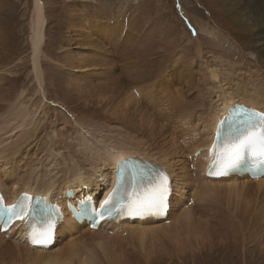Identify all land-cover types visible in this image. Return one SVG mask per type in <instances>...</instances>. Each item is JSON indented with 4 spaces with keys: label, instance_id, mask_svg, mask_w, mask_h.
I'll use <instances>...</instances> for the list:
<instances>
[{
    "label": "bare ground",
    "instance_id": "obj_1",
    "mask_svg": "<svg viewBox=\"0 0 264 264\" xmlns=\"http://www.w3.org/2000/svg\"><path fill=\"white\" fill-rule=\"evenodd\" d=\"M221 2L226 5V14H232L230 16L238 27L248 28V25H252L250 28L252 29L264 25V0H221ZM44 9L42 0H34L31 19L34 88L32 85L23 86L20 92L14 93V90L9 91L11 87L3 83V79L0 81V191L9 203H13L22 192H29L30 197L37 194V199H41L44 205L55 206L60 215L56 214V226L51 235L56 239L51 237L52 245L49 246V252L39 248L40 245L32 244L29 239L32 228L40 226L43 230L46 227L47 218L41 221L32 219L26 225L21 224L19 219H13L6 228L0 221V226L11 233L10 238L0 234V264H56L57 261L58 264H160L165 256L169 259L187 249L193 254L195 250H211L208 246H217V243L223 241L235 244L234 235L228 234L231 233V229L238 232L255 225L256 229H264V177L254 181L246 176L234 180L228 177L207 181L202 177L201 171H198V167L189 166L192 158L190 156L211 141L215 126L225 116L228 107L239 102L264 111V93L259 92L257 85L255 88L253 83L241 85L238 83L233 88L232 74L223 66L221 55L216 57V54H213L214 60H205V58L196 60L197 93L192 96L181 91V84L177 83L180 81L176 82V86L173 85L170 80L173 77L169 73L174 67L170 69L168 65L161 66L162 63L158 61L161 55L157 50L158 54L153 52L154 47L150 46L143 52L139 48L134 49L133 56L127 55L130 60L126 59V54L120 52L126 62L120 64L125 63L119 68L121 71L118 73L108 58L111 57L108 48H102L101 43L98 48L94 46L98 43L95 44L96 42L93 41L86 43L79 38L81 45L91 44L90 49H98L101 53L98 57L79 52L80 57L74 59L69 55L70 51L66 47L70 42L65 38L66 46L62 47L64 54L61 60L69 71L64 78L67 90L80 97L83 106L98 108L107 114V117L104 115L105 120L93 121L85 118L79 120L72 116L74 125L72 139L75 140L72 146L74 145L76 149L71 150L72 164L67 165L70 166L69 170L66 166L63 167V164L57 174L49 173L50 169H46V173H43L32 165V162L26 163L24 169L21 168L24 171L18 173L16 168H20L21 157H25V152L19 153L20 145L7 142L12 137V134L9 136L8 134L21 131L27 134L25 128L33 123L37 122L38 125L40 121H53L51 110L57 109L48 102L50 99L46 95L45 74L39 61L40 47L44 41L43 26L46 20ZM231 10L233 13H228ZM93 19L67 21L65 30L70 31L71 28L81 30L86 39L94 32L87 34L81 26L89 25ZM120 26L119 31L122 29V22ZM263 28L259 29L263 30ZM68 31H65L66 37L70 35ZM102 31L99 36L102 42L104 43L103 38L110 42L109 38L113 36L108 34L110 35L108 37ZM154 37L156 39V36L152 35L148 42L155 40ZM124 38H127V34ZM117 39L118 36L114 39L116 44ZM197 53L200 54L199 49ZM150 54L152 57H149ZM155 56L158 60H155ZM208 66L213 68V77ZM74 70L78 72L75 73ZM89 73L90 79L86 78ZM225 78L228 81H225L224 87L221 83ZM94 80L97 82L93 83ZM160 81L166 85L160 87L161 89L155 86ZM29 91L32 92L27 94L26 92ZM158 91H163L164 95L157 96ZM142 99L158 107L160 104L156 105L152 101L156 99L163 101V113L166 110L169 113L161 114L156 111L152 113L150 107L142 103ZM174 108L176 112L172 114L170 110ZM158 109L160 111V108ZM166 117H172L173 121L164 124L162 118ZM192 132L197 133L194 141L190 136ZM182 134L187 139L178 141V137ZM4 136L8 138H3ZM8 143L11 146L6 147ZM14 151L17 154L13 153ZM50 156L57 165V156ZM130 156L146 161L138 164V167H145L144 172L147 164L154 162L166 169L167 173L163 172L169 177L171 187L167 218L170 222L167 225H163L159 220H142L125 216L126 220L111 223L109 228L100 229L91 226L93 229H89L88 220L77 225L70 217L63 214L67 210V205L74 207L77 201L87 198H91L95 208L100 207L115 186L116 166L120 162L135 163L133 159H129ZM196 163L199 164V160ZM106 169H109V173ZM62 180L63 185L59 183ZM186 185L190 187L187 193L184 192ZM190 199L192 203L188 205ZM206 210L217 212L219 225L208 224L202 220V217L200 218V212L201 216H204L203 212ZM123 231L127 232L125 236L122 234ZM72 234L77 236L72 237ZM78 236L81 238L75 240ZM64 239L65 244L58 247ZM85 240L95 242L94 248L86 246Z\"/></svg>",
    "mask_w": 264,
    "mask_h": 264
},
{
    "label": "rangeland",
    "instance_id": "obj_2",
    "mask_svg": "<svg viewBox=\"0 0 264 264\" xmlns=\"http://www.w3.org/2000/svg\"><path fill=\"white\" fill-rule=\"evenodd\" d=\"M42 1L45 7L44 15L46 20L43 26L44 41L40 47L41 53L39 55V61L45 74V83L47 84L46 95L47 98L50 99L48 102L57 109L55 111L51 110L53 121H40L38 122L39 126L37 122L33 123L29 126L31 129L29 127V129L25 128L27 134H25L24 131L8 134V136L12 134V137H10L7 142H10L12 145H20L21 147H19L21 149H18L19 153L25 152V157H21L19 169H24L23 166H25L26 163L30 164L33 162L32 165H35L38 170L43 173H46V169H50L49 173L52 172L57 174L63 164V167L66 166L67 170H69L70 166L67 165L72 164L70 159L71 150L76 149L74 145L72 146L74 143L73 141H75L73 140L74 138L72 139L74 135L72 116L79 120L85 118L93 121H102L107 117V114L98 108L83 106L80 97H77L73 92L67 90L66 84H64V80L66 79L64 78L65 76L67 77V72L69 71L65 68L61 60L64 54V49L62 47L66 46L65 38L70 42L66 48L69 49V55L74 59L80 57V53L84 55H97L98 57H100L101 53L98 49H90L91 44H85L86 46L81 45V40L79 38H82L86 43L91 41L96 42L95 44L98 43L94 45L98 48H100L101 45L103 46L102 48H108L107 51L110 54L109 56L112 57L108 58L111 60L114 66L113 68L118 70V73L121 71L119 68L123 67L125 63L122 65L120 64L126 62V59H131L128 58L127 55L131 56L134 49L139 48V50L143 52L149 49L150 46L154 47L155 49L153 52L157 50L162 56H159L160 58L158 57L159 60L155 56V60L160 61V63H162L161 66L163 64L168 65L170 69L174 67L172 72L169 73L173 79H170V76H168V78L172 80L173 85L176 86V82L180 81L177 83L181 84V91L192 96L197 93V81L195 80V73H197L196 60H202L203 58H205V60H214L212 58L213 54H216V57L217 55H221L223 58V66L229 71L228 73L232 74L231 85L233 88H235L238 83L239 85L253 83L254 87L257 85L256 87L260 90L259 92L264 93V25L261 26L263 30L259 29L261 27H253L250 29L252 25H248V28H243L242 26L238 27L230 16L232 14L229 13H233V11H228L229 15H227L226 5H224L221 0ZM33 8L34 0H0V10L2 9V14L0 15V81L3 79L4 82H2L6 83L9 88L11 87V90H9V88L8 90L11 92L14 90V93L20 92L23 86L32 85V88L35 86L32 77L33 70L31 60V19L33 16ZM121 15L127 17L126 20L117 18ZM88 17L94 19L89 25L81 26V29H84L87 34L92 32H94V34L86 37V39L81 30H74V28H71L70 31L65 30L67 21L78 20L79 22L80 20L84 21L89 19ZM121 22L123 26L121 31H119ZM192 29L195 30V35ZM65 31L69 32L68 34L70 35L68 37H66ZM101 31L106 35L111 34L113 38L109 39L113 43L111 41L108 42L105 38H103V43L102 39L99 37ZM96 34L98 35L96 36ZM125 34H127V38H124ZM76 35H78V37ZM152 35H155L156 39L154 37L153 39L155 40H150V42H148L149 38H152ZM109 36L110 35H108V37ZM116 36H118L117 44L114 40ZM99 43H101L100 46ZM198 49L200 54L197 53ZM120 52L126 54V59L122 58L119 54ZM101 55L103 56V54ZM149 57H152V54H150ZM61 66L64 69L61 68ZM208 68L211 69L212 76H214L213 68H211V66H208ZM181 69H183L182 72ZM74 72L77 73L78 70H74ZM90 73L86 78L90 79ZM225 81L227 82L228 80L225 78L221 86L225 87ZM92 82L94 83L97 81L94 80ZM155 86L161 89L166 85L163 81H160ZM29 89H31V87H29ZM31 92L32 91L26 93L30 94ZM162 94L164 95L163 91H158L156 93L157 96H161ZM148 102L152 105L150 101L142 99V103L150 107ZM152 102L156 105L160 104V107H152L156 108L158 113H163L161 112L163 101L156 99ZM158 108H160V112ZM151 111L155 113L154 109H151ZM104 115L106 117H103ZM32 126L36 128H34L36 132H34ZM16 134L18 137H16ZM8 136H4L3 138H8ZM24 137L25 139L23 140ZM10 143L6 144V147H8ZM58 143L59 146H57ZM48 146L50 148H48ZM57 150H60V153L57 152ZM13 153L17 154L16 151ZM50 155L57 156V165ZM36 161L37 163H34ZM9 162L11 163V161ZM10 168L11 167H9V169ZM19 169L16 168L18 173L24 171ZM106 172L109 173V169H106ZM59 183L63 185L64 181L62 180ZM189 188V185H186L184 192L187 193ZM215 214H217L216 211L206 210L203 212L204 216H201L202 214L200 212V218L202 217V220H205L204 222L208 224L219 225V216ZM218 228L220 227L218 226ZM250 228L251 227L248 229L246 228L244 231L238 230V232L237 230L233 231L231 229V233L228 234L234 235L233 240L235 244L230 241H223L217 243V246H208L211 247V250H195L193 254L187 249L178 253L176 256L173 255L169 259L165 256L160 264H264V229H256V225ZM253 228H255V230H253ZM238 234L241 235L239 236ZM75 236L77 235L72 234V237ZM79 236L76 237L75 240H79L81 238ZM87 239L92 240V238ZM71 240L75 241L72 238ZM88 240L84 241L86 246L94 248L95 242ZM65 241L64 239L58 247L65 244ZM260 242L261 246L259 245ZM79 260H81V258ZM56 264H58V261Z\"/></svg>",
    "mask_w": 264,
    "mask_h": 264
},
{
    "label": "snow or ice",
    "instance_id": "obj_3",
    "mask_svg": "<svg viewBox=\"0 0 264 264\" xmlns=\"http://www.w3.org/2000/svg\"><path fill=\"white\" fill-rule=\"evenodd\" d=\"M238 115L241 118L229 123L221 143L213 142L208 175H226L249 152L258 153L260 156L258 163L264 167V113L241 109L238 110ZM170 191L169 177L163 171H153L148 168L145 173H141L139 182L137 177L133 176L131 183H125L121 176L100 204L99 210L94 206L90 209L93 227L99 220L120 215L163 216L167 212ZM30 200L31 198L25 194L17 203L6 206L3 197L0 196V221L3 222V227L6 228L13 219L24 220L25 217L31 218L33 213H37L38 209H30L28 203ZM54 211L58 213V210ZM55 226L56 216H51L43 230L37 231L32 228L29 232L31 243L34 245L50 243Z\"/></svg>",
    "mask_w": 264,
    "mask_h": 264
}]
</instances>
